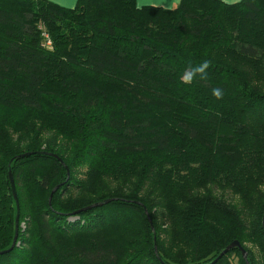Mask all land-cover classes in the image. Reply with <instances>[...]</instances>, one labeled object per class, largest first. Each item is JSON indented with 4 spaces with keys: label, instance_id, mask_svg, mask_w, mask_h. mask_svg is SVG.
<instances>
[{
    "label": "trees",
    "instance_id": "trees-1",
    "mask_svg": "<svg viewBox=\"0 0 264 264\" xmlns=\"http://www.w3.org/2000/svg\"><path fill=\"white\" fill-rule=\"evenodd\" d=\"M18 214L0 264H264V0H0V252Z\"/></svg>",
    "mask_w": 264,
    "mask_h": 264
},
{
    "label": "water",
    "instance_id": "water-1",
    "mask_svg": "<svg viewBox=\"0 0 264 264\" xmlns=\"http://www.w3.org/2000/svg\"><path fill=\"white\" fill-rule=\"evenodd\" d=\"M54 156L58 157L56 154H54ZM58 158H59V160H61V162H63L62 159H60V157H58ZM66 167H67V166H66ZM9 177H10V180H11V185H12L13 195H14V197H15V200L17 201V207L19 208V205H18V197H17V191H16V187H15V181H14L13 174H12L11 171L9 172ZM57 188H58V187H55V188L52 190L51 195H50V199H49L50 202H51V199H52V197H53V194H54V192L57 190ZM102 204H103V202H102V203H96V204H94V205H92V206H98V205H102ZM92 206H89V207L83 208L82 210H86V209H88V208H91ZM147 213H148V212H147ZM148 218H149L150 224H151V226H152V228H153V224H152V220H151V218H150V215H148ZM18 233H19V214L17 215V219H16V233H15V236H14V239H13L12 246H11L9 249L4 250V251H2V252H0V253L8 252V251L12 250V249L15 247V245H16V243H17V239H18ZM234 247H238V248L241 250V252H242V254H243L245 260L247 261V264H250L249 261H248V252H247V250L242 246V244H241V242H240L239 240H234V241L231 242L228 246H226V248H225V249H224V250H223V251L217 256V258H216L213 262L218 261V260H219L224 254H226L229 250H231V249L234 248Z\"/></svg>",
    "mask_w": 264,
    "mask_h": 264
},
{
    "label": "crops",
    "instance_id": "crops-1",
    "mask_svg": "<svg viewBox=\"0 0 264 264\" xmlns=\"http://www.w3.org/2000/svg\"><path fill=\"white\" fill-rule=\"evenodd\" d=\"M53 2H56L60 5L66 6V7H75L78 0H51ZM229 3L238 2L240 0H224ZM181 2V0H137V3L139 6L143 5H157V6H163V7H174L178 5Z\"/></svg>",
    "mask_w": 264,
    "mask_h": 264
},
{
    "label": "rangeland",
    "instance_id": "rangeland-1",
    "mask_svg": "<svg viewBox=\"0 0 264 264\" xmlns=\"http://www.w3.org/2000/svg\"><path fill=\"white\" fill-rule=\"evenodd\" d=\"M43 26V25H42ZM44 27H45V25H44ZM56 187H59V185L58 186H56ZM58 189V188H57ZM146 212H148V211H146ZM148 214V213H147ZM149 215V214H148ZM105 215H103V213L101 214V215H97V217L94 219V222H89L91 219H92V217H82V216H80L79 214H71V215H68L67 217H66V222L69 224V225H74V224H78L79 223V225H84V228H90V227H92V225H94L96 222H98V220H106L107 218H102V219H100L101 217H104ZM151 218V217H150ZM151 220H152V218H151ZM62 223L64 222V220H62L61 221ZM61 223V224H62ZM65 223V222H64ZM87 223L89 224L88 226H86L87 225ZM92 224V225H91ZM152 224H153V221H152ZM25 226H26V224H25ZM153 228H154V224H153ZM83 239V238H82Z\"/></svg>",
    "mask_w": 264,
    "mask_h": 264
},
{
    "label": "clouds",
    "instance_id": "clouds-1",
    "mask_svg": "<svg viewBox=\"0 0 264 264\" xmlns=\"http://www.w3.org/2000/svg\"><path fill=\"white\" fill-rule=\"evenodd\" d=\"M204 67H207V64H205ZM199 71H203V69L201 68V69H199ZM215 95L219 96L220 95L219 91H216Z\"/></svg>",
    "mask_w": 264,
    "mask_h": 264
},
{
    "label": "built area",
    "instance_id": "built-area-1",
    "mask_svg": "<svg viewBox=\"0 0 264 264\" xmlns=\"http://www.w3.org/2000/svg\"><path fill=\"white\" fill-rule=\"evenodd\" d=\"M46 35V37H47V44H51V40H50V38H49V35L48 34H45Z\"/></svg>",
    "mask_w": 264,
    "mask_h": 264
}]
</instances>
